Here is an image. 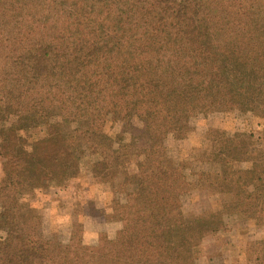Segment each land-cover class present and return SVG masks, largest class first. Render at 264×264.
<instances>
[{
  "label": "trees",
  "instance_id": "trees-1",
  "mask_svg": "<svg viewBox=\"0 0 264 264\" xmlns=\"http://www.w3.org/2000/svg\"><path fill=\"white\" fill-rule=\"evenodd\" d=\"M197 76L214 81V97ZM195 97L232 106L222 131L193 146L214 207L178 222L184 190L160 192L138 167L166 145L162 122L181 129ZM253 168L264 183V0H0L1 264H173L182 247L200 249L199 264H264V192L219 187ZM77 177L133 190L131 223L149 247L128 255L74 230L52 243L21 191ZM219 235L234 239L213 253Z\"/></svg>",
  "mask_w": 264,
  "mask_h": 264
},
{
  "label": "rangeland",
  "instance_id": "rangeland-1",
  "mask_svg": "<svg viewBox=\"0 0 264 264\" xmlns=\"http://www.w3.org/2000/svg\"><path fill=\"white\" fill-rule=\"evenodd\" d=\"M37 68L44 70L48 58H41ZM201 88V96L212 98L216 95L215 84L211 78L196 77ZM198 98H193L191 105L184 111L181 129L176 130L172 121L164 120L162 129L167 143L161 148L147 150L142 164L138 167L145 176L151 177L160 192L183 189L181 206L173 211L178 222L192 218L198 213L213 209L210 194L198 186L202 172L208 169V163L197 159L193 149L199 137L205 135L215 138L225 125V114L232 105L225 103L217 106H199ZM237 111H243L236 107ZM201 134V135H200ZM83 137L72 140L73 147L80 152ZM234 172L231 179L219 183L224 193L239 192L246 196L249 192H264V183L253 177L252 171ZM22 205L34 216L37 227L51 236V242L58 241L61 235L73 230L86 239L108 244L114 251L134 254L149 247V238L141 235L132 226L131 216L138 206V197L133 190L122 188L118 183H97L93 179L72 178L66 187L56 184L23 189ZM259 220L264 227V202L259 210ZM218 232L228 229L227 215L218 218ZM119 226V227H118ZM237 237L243 233L236 230ZM234 239L233 236H217L211 242L213 253L220 252L223 244ZM255 251L264 262V238L256 242ZM173 264H199L202 251L191 247L178 248ZM1 264V263H0Z\"/></svg>",
  "mask_w": 264,
  "mask_h": 264
},
{
  "label": "clouds",
  "instance_id": "clouds-1",
  "mask_svg": "<svg viewBox=\"0 0 264 264\" xmlns=\"http://www.w3.org/2000/svg\"><path fill=\"white\" fill-rule=\"evenodd\" d=\"M119 227V226H118Z\"/></svg>",
  "mask_w": 264,
  "mask_h": 264
}]
</instances>
